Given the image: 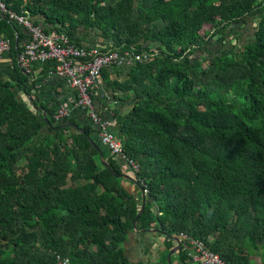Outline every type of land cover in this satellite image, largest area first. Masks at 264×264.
Masks as SVG:
<instances>
[{
	"label": "trees",
	"instance_id": "trees-1",
	"mask_svg": "<svg viewBox=\"0 0 264 264\" xmlns=\"http://www.w3.org/2000/svg\"><path fill=\"white\" fill-rule=\"evenodd\" d=\"M3 1L75 43L91 32L97 46L156 50L124 79L100 73L130 100L115 132L146 193L137 226L200 239L231 264H264V0ZM255 14L251 42L204 54L210 38ZM0 35L17 55L19 27L0 17ZM14 72L0 80V264H130L123 243L140 189L101 164L95 145L123 172L86 119L55 123L41 104L47 124L20 99L13 81L37 102L28 75Z\"/></svg>",
	"mask_w": 264,
	"mask_h": 264
},
{
	"label": "built area",
	"instance_id": "built-area-1",
	"mask_svg": "<svg viewBox=\"0 0 264 264\" xmlns=\"http://www.w3.org/2000/svg\"><path fill=\"white\" fill-rule=\"evenodd\" d=\"M0 17L6 18L17 27L21 26L27 41L17 54V62L23 72L29 75L34 64L49 60L55 62L54 70L62 75L65 84L76 93V105L85 114L96 137L108 150L109 154L125 160L131 171L138 170V164L127 159L122 153V144L109 119L103 117L97 108L93 95L101 80V70L111 66L131 67L135 62H146L157 55L156 50L137 51L134 48L105 47L75 43L64 32H46L41 25L35 24L28 14H18L9 9L0 0ZM10 49V40L0 35V60ZM70 116L67 107L59 106L53 115L54 122H61ZM183 238V253L186 264H231L224 261L200 239L180 233ZM66 264L67 259L60 261Z\"/></svg>",
	"mask_w": 264,
	"mask_h": 264
},
{
	"label": "crops",
	"instance_id": "crops-1",
	"mask_svg": "<svg viewBox=\"0 0 264 264\" xmlns=\"http://www.w3.org/2000/svg\"><path fill=\"white\" fill-rule=\"evenodd\" d=\"M19 29L23 33V38L19 43L22 49L27 41V34L21 26H19ZM91 35V32H88L87 37L80 35L79 44L93 45L94 40L90 37ZM43 65L44 64L38 63L34 64L31 73L27 76L29 80V82H27V84H29L27 91L35 94V100L37 101L36 105L43 108L42 105L46 104L49 108L54 110L59 106H64L70 110L69 117H72L76 123L82 124L85 119L89 122L84 112L76 105L77 98L75 91L65 84V80L61 74L54 69L45 71ZM14 68H19L17 55H14L9 50L3 54L0 60V80H11L10 75L15 73ZM105 69L109 72L110 80H121L125 78L128 68L125 66H111ZM13 84V90L18 97L31 105L32 102L29 100V94L25 92V87L18 85L16 81H13ZM116 96L117 97L113 96L112 89L107 85L104 77L101 76L100 83L95 89L93 100L100 114L111 121L115 131L117 127L115 113L118 112L123 114L129 108L130 104V100L124 99V93L117 92ZM105 152H108L106 148ZM115 158L121 169L125 167L131 171L129 164L125 160L117 156H115ZM125 173H128V171H125ZM128 174L131 176L134 175L133 172ZM122 184L128 191L136 195L137 189H135L136 187L132 182L123 179ZM173 236L179 238L181 246L179 250L171 254L170 262L171 264H186V256H184V258L181 256L184 240L179 235ZM176 245L177 243L175 240L160 231L140 229L138 231L131 230L127 234V239L123 243V248L130 264H168L167 255ZM253 259L259 260V257L253 256Z\"/></svg>",
	"mask_w": 264,
	"mask_h": 264
},
{
	"label": "rangeland",
	"instance_id": "rangeland-1",
	"mask_svg": "<svg viewBox=\"0 0 264 264\" xmlns=\"http://www.w3.org/2000/svg\"><path fill=\"white\" fill-rule=\"evenodd\" d=\"M106 1L113 4L116 0ZM259 18L260 17L258 14L249 15L243 22L228 25L222 34H217L214 37L210 38L209 42L205 46L204 54L210 55V57H212L216 53L232 47H234V49L237 51L246 43L251 42L253 38V32L259 21ZM206 63L207 62H205V64ZM43 130L45 131V128ZM102 148L105 151L103 145ZM122 170L124 172L128 171V173H132L125 167H122Z\"/></svg>",
	"mask_w": 264,
	"mask_h": 264
},
{
	"label": "water",
	"instance_id": "water-1",
	"mask_svg": "<svg viewBox=\"0 0 264 264\" xmlns=\"http://www.w3.org/2000/svg\"><path fill=\"white\" fill-rule=\"evenodd\" d=\"M29 100L32 102V104H33V107L35 108V109H37L40 113H41V115H42V117L44 118V121L47 123V124H50V122H49V119L46 117V112H45V110L42 108V107H39V106H37L36 105V102L33 100V98L31 97V96H29ZM77 125H75L74 127H76ZM95 145V144H94ZM95 147H96V149L98 150V153H99V159H100V162H101V164L114 176V177H116V178H124V179H127V180H129L130 182H132L133 184H135L139 189H140V191H141V193H142V201H141V205H140V209H139V211L137 212V214H136V217H135V219L133 220V224H132V230H135V231H138V230H140L141 228H139L138 226H137V224H136V221H137V219H138V217H139V215L141 214V212H142V210H143V207H144V205H145V202H146V193H145V190L143 189V187L141 186V185H139L137 182H136V180H135V178L133 177V176H131V175H129L128 173H125V172H122V173H117V172H115L111 167H110V165H109V163L106 161V158L103 156V151H102V149L99 147V146H97V145H95ZM142 230H147V231H150V230H154V231H160L159 229H157V228H150V229H142ZM160 232H162V231H160ZM162 233H164L165 235H167L168 237H171L173 240H175L176 241V243H177V245H176V247H174L169 253H168V255H167V261H168V264H171V262H170V256H171V254H173L176 250H179L180 249V246H181V242H180V240H179V238L177 237V236H170L169 234H167L166 232H162Z\"/></svg>",
	"mask_w": 264,
	"mask_h": 264
}]
</instances>
